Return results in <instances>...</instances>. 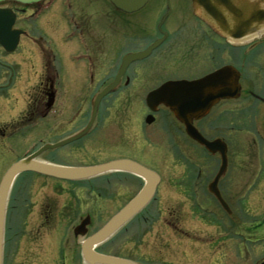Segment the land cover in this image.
<instances>
[{
	"label": "flooded vegetation",
	"instance_id": "1",
	"mask_svg": "<svg viewBox=\"0 0 264 264\" xmlns=\"http://www.w3.org/2000/svg\"><path fill=\"white\" fill-rule=\"evenodd\" d=\"M81 2H83V7H79L80 10L76 9L74 0H55L48 6L44 5L43 2L32 6H18L12 3L0 4V8H6L5 6L12 7L11 9L17 16L16 21L18 20L16 11H20L22 14L20 17L21 20L26 21L29 28L35 27L36 23L41 21L42 17L51 13H57L61 22L63 21L66 27V31L59 36L61 23L58 24L57 36H55L57 39L54 41L55 53L52 54L47 49V52L52 54L55 64L51 75L43 74V81L41 82V86L43 87L41 96L43 108L37 117V119H45L50 113V109L47 110L44 108H47L46 105L49 96H51L53 101L51 108L54 107L55 117L54 128L60 133V136L64 135L62 138H58L53 144H58L78 135L87 126V124L83 126L82 122L80 124L81 127L71 131L70 129H73L75 124L77 125L76 113H66L64 115L65 108L63 107L65 102L68 98L69 100L74 98V90L71 85H66L67 78L65 77V71L71 70L76 66L75 63H72L73 57L75 55H83L89 58L88 62L80 65L84 68L82 74L79 72L74 73L72 70L73 75L78 76L80 79L82 77L84 78L82 89L85 91H89L95 85L94 83L96 82L99 68V65L97 66L96 63L98 54H101L104 59V71H108L109 69L112 72L110 75L105 76L101 83H99L96 91L93 93L94 95H92L94 96L91 99L92 105L94 98L118 77V83L115 89L100 101L91 129L78 139L59 146L53 151L61 152V150L63 151L71 147L72 144L90 137V133L94 130L97 119L101 115L100 110L103 100L119 93L123 88L134 87L140 80V72H149V74L155 72L156 74L162 68L164 70L171 68L167 64L161 66L155 63L154 59L156 57L165 58L168 55L183 52V54L189 57L186 60L187 62L194 60L198 63L199 58L204 54L208 58V61L213 62L212 68L203 75L193 78L169 79L160 83L158 87L169 81L199 80L222 67L231 66L240 75V91L236 100H253L264 105V95H258L254 85L253 88L250 85V89H246L245 93L242 91L244 85L243 73H245V70H242L243 67L252 58L260 45H262V49L264 48V39L261 38L264 32L261 33L260 31L264 27V0H227V2L224 0H148L142 9L134 13L122 12L116 9L108 0H81ZM78 12L82 13L85 17H89L88 20H90L91 26L88 25V31L86 26L80 21ZM140 13H143V18L139 16ZM90 29L94 33H91ZM97 34L99 37L92 38ZM37 38L42 39L41 36ZM63 45L65 47H62ZM66 45H74L75 48V51L69 53L67 58L62 55L64 49H67ZM148 50L149 52L145 58L132 60L123 66V60L126 56L144 53ZM236 50L241 51L238 65L229 63L216 69V56H221L222 54L220 52L230 53ZM151 60H154V63H148ZM45 64V66H48V63ZM0 67L3 69H0L1 98L3 97V92L7 94L11 93L14 74L6 64H0ZM141 67L145 69L141 70ZM260 70L262 71L263 69L260 68ZM69 82L73 84V81L69 80ZM246 84L248 86V83ZM226 101L235 100H223L220 103ZM92 105L89 119L92 114ZM162 110H164V113L161 112ZM34 113L32 110L30 114ZM160 113L164 117L171 116L173 118V122L177 123L178 128L193 148L200 149L204 153L206 152L203 146L197 144L186 135L184 127L166 108L162 106L158 107L157 111L152 114V124L157 121V115ZM41 119L39 120L40 126L44 123ZM201 120L194 121L193 126L202 137L206 138L199 124ZM152 124L147 125L151 126ZM45 152L36 159L38 162L72 167L45 161L43 158L40 159ZM214 155L216 156L217 154ZM214 155L209 154V156ZM126 160L133 161L150 169L146 165L133 159L126 158ZM183 161L186 166V171H184L187 175L182 177L181 184L185 190L182 193L189 201L191 199L190 211L192 219L206 222L205 228L207 229L204 230V235L208 236L209 239L205 240V242L203 241L204 243L201 240L191 241L187 238L186 232H183L182 234L185 235L187 242L181 244V256L188 262V259L194 254V262H191L189 259V262H191L189 264H217V256L220 254V249H223L225 243H221L216 238V227L218 229L222 228L221 231L223 232L224 238H237L236 231L238 224L240 222L245 223L246 221L244 219L238 221L234 210L228 208L229 212L226 211L215 195L209 191V185L213 182L216 174L211 179L209 177L204 181L203 175L206 166L204 165V160H191L189 156L184 155ZM113 177H117L116 179L122 187L130 185L136 189L132 197L125 201L115 212L116 214L142 190L145 182L141 178L128 173H119ZM122 179L126 180L127 185L121 183ZM219 181L217 183V189L220 197L225 202L226 198L218 188ZM161 185L162 181L160 177L159 184L156 186L151 200L135 216L128 220L116 234L121 233L122 237L126 238L128 233L133 231L137 243L139 245L144 243L143 247L150 249L148 256H151V250H153L154 254H159L167 263V259H171L173 254L174 232L179 229L173 221L178 220V218H174V213L170 205L163 218L162 214L158 213L159 209L157 208L153 210L155 212L154 215L151 214L150 205L155 200ZM92 186L91 178L80 181H66L31 171L19 174L9 189L6 201L3 224L2 264H89L83 257L82 243L92 235L89 233L92 226V217L91 213L88 212L78 216L77 208H80L82 205L85 206L84 209L86 208V204L82 203V200L91 199ZM65 187L76 188L73 190L71 197L67 196L70 192L58 191L64 190ZM169 187L168 185L164 188L167 195L172 194V187ZM202 193H204V196L209 197L214 202L212 204L215 207L217 205V208L211 207V209H208V207H205L206 203H204V200L203 203L199 204L196 200ZM34 197L35 199H33ZM58 198L60 200L62 199L61 205H59ZM156 215L159 216L158 219ZM86 218L90 220L86 235H75L74 229ZM261 218L262 220H255L253 225L245 229L248 235H250L248 240H244L245 244L258 241L256 239L255 241H250L255 235V238L260 239L264 232V213ZM61 222L67 225L65 232H67L70 240H61ZM47 227L52 232H48L45 235V239L43 238L44 228ZM187 227H191V225ZM259 229H263V232L257 236L260 233ZM185 230L188 231L187 229ZM200 234L203 235V231L198 233V235ZM146 238L148 239L146 240ZM162 239L163 243L160 241ZM157 241H160L159 245H157ZM149 243L152 245L151 248ZM137 248L141 249L140 246H137L133 254L143 256L144 253H141ZM234 251L236 253V250ZM242 251L244 254L247 253L244 248ZM230 252L232 251L227 250L225 252L223 250V256L225 253L227 256ZM262 263H264V260L259 264Z\"/></svg>",
	"mask_w": 264,
	"mask_h": 264
},
{
	"label": "rangeland",
	"instance_id": "2",
	"mask_svg": "<svg viewBox=\"0 0 264 264\" xmlns=\"http://www.w3.org/2000/svg\"><path fill=\"white\" fill-rule=\"evenodd\" d=\"M53 1L55 0H45L43 3L48 6ZM74 1L76 9L80 10L79 7H83V2L81 0ZM5 7L7 9L12 8L11 6ZM16 12L18 18L21 19V12ZM78 14L80 21L88 31V25L91 26L89 17H85L80 12ZM139 16L144 17L143 13H140ZM60 23L59 36L66 31V27L57 13L46 14L33 28H29L24 20L17 22L15 27L22 30L25 35L20 37L16 50L11 54H6L0 48V64L9 66L14 74L11 93L3 92V97L0 98V181L7 168L18 159L44 145H51L58 138L64 136H60V133L54 128V107L49 108L50 113L45 119H37L43 108V101H41L43 74L51 75L53 73L55 61L52 54L55 53L54 41L57 39L55 36H57L56 32ZM90 31L94 33L93 30L90 29ZM260 31L261 33L264 32V27ZM38 36H41L42 39L37 38ZM95 37H99V35H94L92 38ZM261 38L264 39V35ZM66 46L67 49H64L62 54L65 58L69 53L75 51L74 45ZM261 47L262 45L242 69L245 70L243 73V93L246 89H250V85L252 88L254 85L256 93L264 95V48ZM47 49L52 54L47 52ZM182 49L184 50V48ZM240 52V50L230 53L220 52L222 55L216 56V69L229 63L238 65ZM188 58L183 52L168 55L165 58L156 57L155 63L161 66L167 64L171 68L167 70L162 68L156 74L155 72L150 74L149 72H140V80L134 87L123 88L119 93L103 100L101 115L97 119L94 130L90 133V137L72 144L71 147L61 150V152L48 150L40 158L72 167H91L127 158L146 165L161 177L162 185L155 200L150 205V210L152 211L151 214L154 215L153 210L159 209L158 213H161L163 218L170 205L174 218H178V220H173L179 230L174 232V248L171 259H167L166 263L159 254H154L153 250H151V256H148L150 249L144 248V243L141 245L137 243L133 231H130L126 238H123L121 233L115 234L109 241L97 248L99 253L127 259L134 264H189L194 262L195 255L192 254L189 258L191 262L189 259L187 262L181 256V244L187 242L182 233L186 232L187 238L191 241L201 240V242H205L209 239L208 236L204 235V230L207 229L205 228L206 222L192 219L191 199L189 201L182 193L185 191L181 184L182 177L187 175L183 160L184 155L189 156L191 160H204L206 166L203 176L204 181H206L209 177L211 179L217 174L220 166L219 156H209L208 152L204 153L200 149L193 148L178 128L177 123L173 122L171 116L164 117L160 113L157 115V121L153 124L150 123L151 126L145 122L146 115H150L145 105V97L150 91L169 79L197 77L212 68L213 62L208 61L205 54L199 58L198 63L194 60L187 62ZM154 60L148 61V63H154ZM88 61L89 58L86 56L75 55L72 63H75L76 66L65 71L66 85H71L73 88L74 98L72 100L68 98L65 102L64 115L76 113L77 116V125L75 124L73 129H70L71 131L81 127L82 122L83 126L89 123L91 99L94 97L92 95H94L93 93L102 79L112 73L109 69L104 71V59L101 54H98L96 63L99 68L95 85L89 91H85L82 89L84 78L80 79L73 75L72 70L74 73L82 74L84 68L80 65ZM45 63H48V66H45ZM260 68L263 70L261 71ZM142 69L145 68L141 67ZM154 74L155 76H153ZM69 80L73 81V84ZM45 102L47 103L46 100ZM32 110L35 112L34 114H30ZM161 112L164 113V110ZM40 119L44 121L41 126L39 125ZM199 124L207 139H219L227 147V166L219 181L218 188L226 198L225 204L229 206L230 210H234L238 221L240 219L246 221L238 224L237 238H224L222 228L216 227V238L221 243H225L223 249H220V254L216 255L218 257L217 264H259L264 260V238L261 239L264 236L263 229H259L260 233L257 234L258 236L263 232L260 239L255 238V235L250 240L255 241L256 239L258 241L245 244L244 240H248L250 236L245 229L253 225L255 220H262L261 217L264 213V105L253 100L245 101L243 99L222 102L216 105ZM116 175L106 174L92 178V197L89 200H82V203L86 204L85 209L84 205L81 206L82 208H77L78 216L85 212L91 213L90 234L99 230L136 191L134 186L122 187L118 183L117 177H113ZM121 183L127 185L126 180L122 179ZM168 185L169 188L172 187V194L170 195H167L164 189ZM75 189V187H65L64 190L58 191L70 192L67 196L71 197ZM199 192L201 191L199 190ZM203 200L208 209L217 208V205L215 207L212 204L213 201L204 196V193L196 201L201 204ZM61 201L62 199L58 198L59 205H61ZM158 217L156 215L157 219ZM188 225L191 227H187ZM60 226L61 240H70L67 232H65L67 225L61 222ZM200 231H203V235H198ZM48 232H52V230L49 227L44 228L43 238L46 239L45 235ZM163 239L160 240L162 243ZM160 241L156 242L157 245ZM137 246H140L141 249H137L144 253L143 256L133 254ZM149 246L152 247L150 243ZM243 248L246 249V254L243 253ZM223 250L225 252L231 250L232 252L227 256L225 253L223 256Z\"/></svg>",
	"mask_w": 264,
	"mask_h": 264
},
{
	"label": "water",
	"instance_id": "3",
	"mask_svg": "<svg viewBox=\"0 0 264 264\" xmlns=\"http://www.w3.org/2000/svg\"><path fill=\"white\" fill-rule=\"evenodd\" d=\"M41 1L43 0H0V3L9 2L30 6L38 4ZM108 1L122 12L134 13L142 9L148 0ZM224 1L227 2V0ZM15 19L16 16L11 10L0 9V47L6 53L15 51L20 35H22L20 30L14 29ZM148 52L149 50L144 53L126 56L123 60V66L132 60L144 58ZM117 83L118 77L95 97L90 121L81 133L57 145L42 147L27 159L13 164L2 177L0 181V264H2L3 224L8 192L16 176L29 171L66 181H80L108 173H128L144 180L145 184L142 190L101 229L89 236L82 243V254L85 261L89 264H132L124 259L99 254L95 251V248L110 239L150 201L159 183V177L152 171L129 160H115L83 168L51 166L34 160L41 153L68 144L86 134L93 125L99 102L115 89ZM239 89V73L233 67L225 66L199 80L164 83L159 88L149 92L145 99V105L151 113H155L159 106L165 107L183 125L186 135L191 140L203 146L210 154H218L220 156L221 164L213 182L209 185V191L215 195L221 206L228 212L229 209L220 197L217 189V183L225 173L227 166V147L219 139L208 141L203 138L193 126V122L205 117L220 101L237 99ZM51 105L52 97L49 96L46 106L49 108ZM145 121L147 124H150L153 119L151 116H148ZM89 224V218L81 221L74 229V234L85 236Z\"/></svg>",
	"mask_w": 264,
	"mask_h": 264
},
{
	"label": "bare ground",
	"instance_id": "4",
	"mask_svg": "<svg viewBox=\"0 0 264 264\" xmlns=\"http://www.w3.org/2000/svg\"><path fill=\"white\" fill-rule=\"evenodd\" d=\"M2 252H3V247H2Z\"/></svg>",
	"mask_w": 264,
	"mask_h": 264
}]
</instances>
